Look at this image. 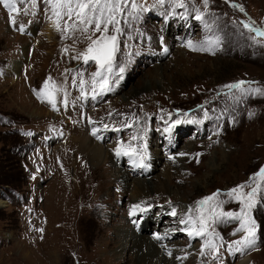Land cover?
I'll return each mask as SVG.
<instances>
[{"label": "rangeland", "instance_id": "374dc122", "mask_svg": "<svg viewBox=\"0 0 264 264\" xmlns=\"http://www.w3.org/2000/svg\"><path fill=\"white\" fill-rule=\"evenodd\" d=\"M137 3L146 10L119 37L112 90L95 100L90 84L87 99H81L71 83L76 70L85 71L86 80L96 70L94 62L85 66L72 59L89 41L79 33L73 39L57 31L44 0H37L35 9L18 5L19 13H13L16 28L0 4V264H133V246L140 234L147 239L165 237L152 244L158 257L141 264H239L243 259L264 264L260 196L252 209L255 250L229 253L221 247L218 260L202 258V240H190L178 223L190 208L196 215V203L216 192L226 201L224 211L239 212L238 202L224 194L251 183L264 167V96H242L226 87L243 80L264 88V46L254 45L239 24L250 20L264 27V0H209L208 9L202 0H185L187 15L167 3L160 7L155 0ZM231 3L242 5L244 13ZM193 4L205 12L204 21L194 18ZM20 25L23 33L17 30ZM214 36L222 39L215 54L186 47L188 40L200 43ZM261 41L264 44V38ZM49 77L67 88L66 109L59 103L62 93L57 96L59 111L52 110L46 97L44 102L37 99L34 90ZM177 119L181 123L165 132ZM128 121L138 123L124 127ZM89 122L103 126L99 141L110 149L102 166L95 167L76 140L99 136L88 130ZM134 131L145 136L144 169L114 152L120 143L136 145ZM149 151L158 153L157 159H151ZM119 169L126 171L130 183L143 179L153 186L168 180V192L155 194L148 188L149 197L131 200L133 188L120 181ZM107 177L112 179L108 183ZM137 204L145 210L133 216ZM173 207L177 217L169 215ZM146 211H151L152 224H145ZM128 225L132 247L117 232ZM237 227L238 221L229 220L215 230L227 242L240 238L241 234L232 235Z\"/></svg>", "mask_w": 264, "mask_h": 264}, {"label": "snow or ice", "instance_id": "6c2138e0", "mask_svg": "<svg viewBox=\"0 0 264 264\" xmlns=\"http://www.w3.org/2000/svg\"><path fill=\"white\" fill-rule=\"evenodd\" d=\"M229 3L230 0H225ZM44 3L50 6L51 17H54L53 23L57 31L67 34V38L78 39L76 36L79 33L89 41L84 51L76 52L72 59L82 61L83 65H89V62H94L95 71L89 74L90 79H85V71L76 70L72 75V87L78 88L81 99H87L90 84L92 99L95 100L98 95H103L112 90L113 77L115 76L114 69L116 68V57L120 50L119 37L124 34L125 26L132 20L139 18V13L145 11V7L137 3V0H44ZM156 5L164 7L167 3L173 11L177 8L184 9L185 15L189 12V5L185 0H155ZM0 4L8 11L10 23L16 28V21L13 13H19L18 5L31 4L32 9H35L37 0H0ZM203 8L208 9L209 0H202ZM233 9H238L244 13L245 9L242 5L231 3ZM29 9L24 8L25 14H28ZM191 11L195 13L194 18L197 21H204L205 12L200 8L192 5ZM63 21V26L61 24ZM239 24L247 31L249 39L256 46H264L261 38H264V27H257L253 21H239ZM205 27L209 31L211 28L205 22ZM23 33L25 31L23 25L17 28ZM62 38H65L62 36ZM222 44V39L219 36L208 37L200 43H193L188 40L186 47L191 51H209L215 54V49ZM63 51H68L64 49ZM163 51L167 53L168 49ZM125 68L119 67V72L123 73ZM66 75V74H65ZM67 81H65L66 83ZM257 84L255 81H239L234 84L226 85L230 90H237L242 96L261 95L264 96V88L252 87ZM248 85V87H245ZM37 99L44 102L45 97L47 103L53 111H59L57 96L63 94L60 104L66 109L69 105L68 91L64 84H57L51 81V78L45 80L40 90H34ZM204 116L208 117V112H204ZM138 121H128L124 127L132 128ZM181 123L179 119L172 122L171 125L164 129L165 132H171L174 125ZM105 128L108 125L104 126ZM119 131L120 129H114ZM98 129L92 130V135L96 136ZM218 134V133H217ZM100 137L97 136V139ZM144 137L137 132H133L132 140L137 141L133 146L131 143L127 147L120 143L114 150L117 158L128 156L132 160L134 166L145 168L147 165L144 160L147 157V145L142 143ZM181 156L185 153H180ZM172 159V157H170ZM260 181L261 183H257ZM245 189H250L245 191ZM220 192H216L196 203L195 213L193 209H189L184 216L180 217L178 223L184 227L180 230L185 232L190 240L200 238L202 245L199 254L202 258L208 256L214 260L219 259V249L226 247L229 253L240 252L244 253L249 250H255L257 247V224L252 217V209L257 203V197L260 196L264 200V167H261L257 173L251 177V183L240 184L225 193L227 197L235 200L240 205L239 212L224 211L223 204L226 201H221L218 197ZM144 211L145 208L140 204L134 205L131 215L135 216L137 211ZM172 217H177L176 208H172L169 213ZM229 220L238 221L239 227L232 233L233 236L241 234L239 239L225 242L220 236L215 226L219 223H224ZM38 231H43L38 229ZM165 237L157 235L155 239L163 240ZM171 255V252L168 253ZM187 257H177V259H186Z\"/></svg>", "mask_w": 264, "mask_h": 264}, {"label": "bare ground", "instance_id": "6f19581e", "mask_svg": "<svg viewBox=\"0 0 264 264\" xmlns=\"http://www.w3.org/2000/svg\"><path fill=\"white\" fill-rule=\"evenodd\" d=\"M14 66V65H12ZM16 67V66H15ZM96 123V122H95ZM95 123H91L89 122L87 125H88V130H92L93 129H98V132L97 134H99V137H102L101 135V132H104V129L103 126L101 125H96ZM87 127V126H86ZM101 130V131H100ZM98 136V135H97ZM93 137V136H92ZM145 137V136H144ZM148 138V137H147ZM104 139V138H103ZM78 142H79V145H81V148L83 149L84 152H86L92 162V164L97 167V166H100L101 164H103L104 160L108 159V154L107 153H110L109 152V147H105V145H103L102 143H100V139H97V137L94 139V138H89V137H84V138H81V139H76ZM156 150V149H155ZM161 153V152H160ZM148 156L153 157V159H157V156H158V153L156 152H151L149 151L148 153ZM154 160H151V162H153ZM113 163V161H112ZM154 163V162H153ZM83 164V163H82ZM111 164V163H110ZM151 164V163H150ZM102 166V165H101ZM152 167V166H151ZM79 169V168H78ZM94 169V168H93ZM97 169H101L100 167H98ZM106 170L109 169V168H105ZM112 169V168H110ZM80 170V169H79ZM84 170V169H83ZM87 170V169H86ZM89 170V169H88ZM90 171V170H89ZM114 171V170H113ZM117 171V170H116ZM142 171V170H141ZM85 172V170H84ZM95 173V172H93ZM168 173V172H167ZM79 174V173H78ZM77 174V175H78ZM90 174V173H89ZM101 174V173H100ZM110 175H111V172H110ZM115 175V174H114ZM116 175L118 176V178H120V181L127 187L129 186H132L133 190L131 191L133 195H130V196H133V199L131 200H138V198H142V197H149V196H146L145 194V189H148V188H152V190L154 191L155 194H167L168 192V187L167 184H168V180H164L166 182V185H165V182H161L159 181L158 183H155L153 184V186L148 183L147 181L144 182L143 179H137L136 181H133L130 183V179L127 180L126 179V176L127 173L125 170H120L119 169V172L116 173ZM167 175V174H166ZM104 176V175H103ZM108 176H109V173H108ZM165 176V175H164ZM93 177V176H92ZM113 177V176H111ZM166 177V176H165ZM168 177V176H167ZM78 178V177H77ZM117 179V177H116ZM115 179V180H116ZM79 180V179H77ZM112 179H110V177H107L105 178V182L108 183V181H111ZM81 181V180H80ZM78 182V181H77ZM104 182V181H103ZM93 184V182H92ZM121 185V184H120ZM75 186V185H74ZM150 186V187H149ZM169 186V184H168ZM125 187V188H126ZM81 189V188H80ZM79 190V189H77ZM145 194V195H144ZM141 200V199H140ZM143 202V201H142ZM141 202V203H142ZM140 203V202H139ZM94 204V203H93ZM134 204V203H133ZM90 206V205H89ZM93 206V205H92ZM91 209V208H90ZM103 211V210H102ZM144 212V211H143ZM143 214H141L142 216ZM145 217L147 218L146 220V223L145 224H152L150 220V216L152 215L151 214V211H146L144 213ZM143 215V216H144ZM179 216V215H178ZM171 220V219H170ZM77 221V220H76ZM124 226V225H123ZM122 226V227H123ZM77 227V226H76ZM147 228H145L146 230ZM144 230V231H145ZM121 231V232H120ZM124 231V232H123ZM131 231V228L129 227H126V229H123V228H119L117 229V232L119 233V235L126 239V240H130L128 241V247H132V245L134 244L133 242V236L131 233H129ZM141 235V240H139V242H136L133 246V250H134V257L135 259L132 258V262L133 264L134 263H137V264H141V263H145L146 261L148 262H153L152 258H155V256L158 255L159 250H155L154 247L152 246V244L154 243V240H157V239H154L153 238H150V239H147V237L145 238L146 235L144 234H140ZM159 244L161 243V241H158ZM112 243V242H111ZM109 241H108V244L112 245ZM126 244V243H125ZM156 244V243H155ZM114 247V245H112ZM117 246V245H116ZM156 246V245H154ZM110 247V246H109ZM160 247V246H159ZM107 248V247H106ZM162 249V248H161ZM132 250V251H133ZM114 251V250H113ZM104 252V250H103ZM126 253V252H125ZM108 254V253H107ZM122 254V253H121ZM113 257V255H110ZM109 256V257H110ZM123 256V255H122ZM116 257V256H115ZM118 257V256H117ZM158 257V256H157ZM160 257V256H159ZM105 258V257H104ZM119 259H121V256L118 257ZM127 259V258H125ZM112 261V260H111ZM120 261V260H118ZM105 262V260H104ZM150 262V263H151ZM106 263V262H105ZM110 263V262H109ZM108 263V264H109ZM127 263V262H126ZM125 264V263H124ZM129 264V263H128ZM239 264H248V259H243L239 262Z\"/></svg>", "mask_w": 264, "mask_h": 264}]
</instances>
